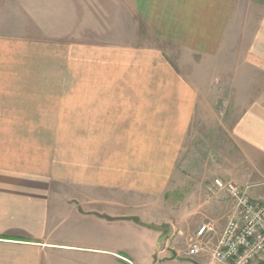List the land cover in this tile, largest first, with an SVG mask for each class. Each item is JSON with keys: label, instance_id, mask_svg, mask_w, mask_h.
<instances>
[{"label": "crops", "instance_id": "0c3cea01", "mask_svg": "<svg viewBox=\"0 0 264 264\" xmlns=\"http://www.w3.org/2000/svg\"><path fill=\"white\" fill-rule=\"evenodd\" d=\"M239 1L138 0L118 46L80 42L103 1L0 0V264H212L183 252L230 213L213 180L264 200V0ZM35 26L74 34L42 104Z\"/></svg>", "mask_w": 264, "mask_h": 264}, {"label": "built area", "instance_id": "2783aa9c", "mask_svg": "<svg viewBox=\"0 0 264 264\" xmlns=\"http://www.w3.org/2000/svg\"><path fill=\"white\" fill-rule=\"evenodd\" d=\"M219 200H228L231 210L220 233L212 224L201 225L187 248L185 258H208L212 264H258L264 261V200L255 201L248 187L216 178L208 189Z\"/></svg>", "mask_w": 264, "mask_h": 264}, {"label": "rangeland", "instance_id": "374dc122", "mask_svg": "<svg viewBox=\"0 0 264 264\" xmlns=\"http://www.w3.org/2000/svg\"><path fill=\"white\" fill-rule=\"evenodd\" d=\"M103 1L104 3V8L107 11L106 15H100L97 16L98 22H101V25L98 27H102L101 30H98L96 32H82V37L81 41L83 45L88 44L90 42L92 43H99V44H114L120 46L121 44H127L133 39H142L145 40L147 39L148 32L145 29V26L143 25V21L140 19L138 16V12L136 9V4L138 0H100ZM157 5H161L162 8L163 6L166 7V9L169 8V3L170 0H156ZM241 7H247L246 6V1L242 0L239 1ZM165 9V8H164ZM98 12H104V10L98 9ZM3 35H8V33H3ZM74 34L71 35L70 40L69 38H63L61 37L59 32L56 31H50V30H36L35 26V31L33 35L35 47H34V79H35V84H34V92H35V102L42 104V96H37L41 95L42 91H50L48 90L47 86L43 85L45 82V76L43 74V71H49V67L51 68V72L53 71L52 69L54 68L55 65H57V61L59 60L60 56L65 54V51L67 49H64L60 47V43L64 42H69L72 43L74 42L73 38ZM76 39V38H75ZM62 41V42H61ZM77 41V40H76ZM56 45V46H54ZM81 51L83 52V56H88V48H82ZM68 55V52H67ZM88 59V57H87ZM84 67V66H83ZM55 72V71H54ZM6 77V73L4 75ZM84 83V82H83ZM45 84V83H44ZM88 88V87H86ZM86 88H83V91L86 90ZM3 97L8 96L7 94L9 91H2ZM6 95V96H5ZM9 98V97H8ZM35 103V104H36ZM8 115H14L15 113H7ZM42 118H45L46 116L52 117L53 112H42V111H35V116L36 115H41ZM4 115L2 114V117ZM7 119H9L7 117ZM45 121V120H44ZM35 124H39L35 120ZM8 129V128H7ZM11 129V128H9ZM45 130V129H42ZM40 128L37 129L35 127V136H40L44 134H39V131H42ZM49 134L51 139L54 137L57 139V136L59 135L60 129L58 128H49ZM63 132H65L67 135H72L73 129L72 128H65L62 129ZM69 133V134H68ZM41 139V136L39 137ZM54 144H50V146H53ZM63 144H55L54 146L58 147ZM73 147V145H66ZM206 224V223H203ZM203 224H197L194 225L195 230L199 228ZM213 225V224H212ZM214 227V225H213ZM224 227V226H223ZM215 229V228H214ZM186 235V233L184 234Z\"/></svg>", "mask_w": 264, "mask_h": 264}, {"label": "water", "instance_id": "95a60500", "mask_svg": "<svg viewBox=\"0 0 264 264\" xmlns=\"http://www.w3.org/2000/svg\"><path fill=\"white\" fill-rule=\"evenodd\" d=\"M258 264H264V261H261L260 263H258Z\"/></svg>", "mask_w": 264, "mask_h": 264}]
</instances>
